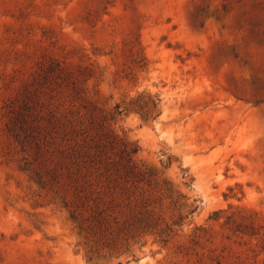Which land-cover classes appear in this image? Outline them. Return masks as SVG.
<instances>
[{"label":"rangeland","instance_id":"rangeland-1","mask_svg":"<svg viewBox=\"0 0 264 264\" xmlns=\"http://www.w3.org/2000/svg\"><path fill=\"white\" fill-rule=\"evenodd\" d=\"M0 264H264V0H0Z\"/></svg>","mask_w":264,"mask_h":264},{"label":"trees","instance_id":"trees-1","mask_svg":"<svg viewBox=\"0 0 264 264\" xmlns=\"http://www.w3.org/2000/svg\"><path fill=\"white\" fill-rule=\"evenodd\" d=\"M136 150V148H133L132 151L134 152Z\"/></svg>","mask_w":264,"mask_h":264}]
</instances>
